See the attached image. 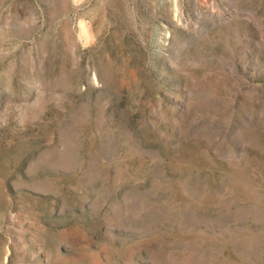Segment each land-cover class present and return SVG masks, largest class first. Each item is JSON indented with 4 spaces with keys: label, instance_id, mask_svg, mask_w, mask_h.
Segmentation results:
<instances>
[{
    "label": "rangeland",
    "instance_id": "374dc122",
    "mask_svg": "<svg viewBox=\"0 0 264 264\" xmlns=\"http://www.w3.org/2000/svg\"><path fill=\"white\" fill-rule=\"evenodd\" d=\"M0 264H264V0H0Z\"/></svg>",
    "mask_w": 264,
    "mask_h": 264
}]
</instances>
